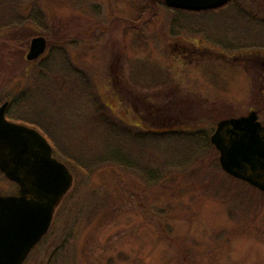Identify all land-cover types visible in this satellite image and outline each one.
Returning a JSON list of instances; mask_svg holds the SVG:
<instances>
[{
  "label": "rangeland",
  "instance_id": "374dc122",
  "mask_svg": "<svg viewBox=\"0 0 264 264\" xmlns=\"http://www.w3.org/2000/svg\"><path fill=\"white\" fill-rule=\"evenodd\" d=\"M240 1L264 16V0ZM38 4L46 14L44 26L0 32V100L27 96L13 117L39 124L54 156L66 164L63 154L81 159L97 145L88 130L91 102L70 64L86 72L104 102L130 124L152 129L176 118L177 127L185 121L213 134L222 119L251 110L264 123V49L233 48L264 42L255 24L225 10L182 19L204 30L196 33L183 25L177 29L166 5L146 0ZM39 35L49 44L43 60L51 57L44 78L38 70L43 60L26 58ZM220 42L235 44L226 48ZM177 97L201 118L151 110L154 119L147 120V106L158 110ZM219 155L217 150L220 163ZM71 165L72 189L24 264H264V192L258 188L239 182L227 191L225 174L214 169L188 170L149 187L115 168L87 176ZM16 191L17 184L0 171V192Z\"/></svg>",
  "mask_w": 264,
  "mask_h": 264
},
{
  "label": "trees",
  "instance_id": "16d2710c",
  "mask_svg": "<svg viewBox=\"0 0 264 264\" xmlns=\"http://www.w3.org/2000/svg\"><path fill=\"white\" fill-rule=\"evenodd\" d=\"M146 1L151 5L157 3L166 5L164 0ZM168 8L174 14L173 25L177 26V29L184 27L190 32L202 33L204 30L196 26L195 22L189 21L190 19L182 21V19H188V15L205 16L225 10V13H228L231 18L241 20L247 25L255 24L264 31V16H261L263 12L253 5L249 6L242 3L240 0H231L221 7L201 11ZM226 10H230V12H226ZM45 20L46 14L38 4V0H0V32L21 31V28L29 27L32 24L42 27ZM181 25L183 26L181 27ZM207 38L212 40L210 35ZM9 40L18 41L19 38L11 37ZM213 40L219 42V40ZM220 44L229 48L235 43L224 44L220 42ZM233 48L264 49V42L262 40L252 43L245 42L235 44ZM50 62L51 57L39 63L40 78L48 76ZM70 66L74 76L82 80L83 89L81 93L91 102L92 114L88 120V130L90 131L89 135H93L94 139L97 138V145L94 149L85 152L81 159L63 154L68 165H74L87 176H91L102 169L115 168L126 174L137 175L149 187L160 184L176 174H184L188 170L204 172L214 169L225 174L222 184L227 191H233L239 182L245 183L248 187L251 186V184L227 174L221 168L219 159H217L219 157H215L217 149L211 141L212 130L210 128L201 127L198 124L195 127H186L184 126L185 121L181 122L184 127H177L176 118L170 122L166 121L167 123H164L162 127L152 129H147L139 124H130L115 115L113 108L104 102L86 72L80 71L76 65L70 64ZM76 81L78 82V80ZM189 106L188 100L179 97L165 101L158 110L156 106H152L151 109L150 106H147V120L150 122L149 118L154 119L151 117V110L160 111L165 116L179 112L181 117L185 113H190L195 119L201 118L198 112H196L197 115L193 113V106L191 107L193 110L189 111ZM166 119L163 118V120ZM17 120L29 122L41 129L39 124L30 120L24 118H17Z\"/></svg>",
  "mask_w": 264,
  "mask_h": 264
},
{
  "label": "water",
  "instance_id": "95a60500",
  "mask_svg": "<svg viewBox=\"0 0 264 264\" xmlns=\"http://www.w3.org/2000/svg\"><path fill=\"white\" fill-rule=\"evenodd\" d=\"M231 0H165L168 7L201 11ZM47 48L44 36L32 39L28 60ZM0 107V169L20 184V195L0 194V264H23L49 231L57 207L74 183L69 167L37 129L6 118ZM220 164L230 175L264 191V125L257 111L222 119L211 136Z\"/></svg>",
  "mask_w": 264,
  "mask_h": 264
},
{
  "label": "flooded vegetation",
  "instance_id": "af4514ba",
  "mask_svg": "<svg viewBox=\"0 0 264 264\" xmlns=\"http://www.w3.org/2000/svg\"><path fill=\"white\" fill-rule=\"evenodd\" d=\"M48 46H49V44H48V40H47V49H46V52H47V50H48ZM45 52V53H46ZM45 53L41 56V57H39L37 60H34V61H29L30 63H35L36 61H41V60H43L44 58H43V56L45 55ZM27 98V96H24V95H22V96H17V97H14V98H8V97H5V98H3V99H1L0 100V107L1 106H3L5 103H7V108H6V111H5V115H6V118L8 119V120H10V121H14V122H16V123H20V124H24V125H26V126H29V127H31V128H35V129H37V130H39L41 133H43V131H41V129H39L37 126H35L34 124L32 125V124H30L29 122H22V121H19V120H17V118H21V117H19V116H16V117H13L14 115H13V112L12 111H15L16 109L18 110V108L20 109L21 107L20 106H22V103L24 102V100ZM16 112V111H15ZM44 134V133H43ZM53 149H54V147H53ZM1 171V170H0ZM2 172V171H1ZM3 173V172H2ZM4 174V173H3ZM8 178V177H7ZM9 179V178H8ZM10 180V179H9ZM13 182V181H12ZM14 183H16L17 184V186H18V191H16L15 193H7V194H3V195H20V193H21V191H20V189H21V187H20V184L17 182V181H15ZM2 194V193H1ZM55 218V217H54ZM41 243V242H40ZM39 243V244H40ZM37 246V245H36ZM35 246V247H36ZM34 247V248H35ZM34 248L30 251V253L28 254V256H27V258L25 259V261H24V263L29 259V257L33 254L32 253V251L34 250Z\"/></svg>",
  "mask_w": 264,
  "mask_h": 264
}]
</instances>
